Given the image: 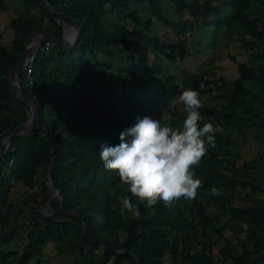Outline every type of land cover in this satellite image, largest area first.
Segmentation results:
<instances>
[{
    "label": "trees",
    "instance_id": "16d2710c",
    "mask_svg": "<svg viewBox=\"0 0 264 264\" xmlns=\"http://www.w3.org/2000/svg\"><path fill=\"white\" fill-rule=\"evenodd\" d=\"M17 1L20 11L8 15L0 31V134L25 116L6 79L23 42L33 31L60 33L40 0ZM47 2L80 31L70 48L51 41L42 45L31 63L28 91L41 123L35 121L27 136L11 137L0 157V264H41L46 243H65L63 253L72 255L71 264H133V256L137 264H215L212 248L218 240L223 241L218 264H264V49L257 50L264 46V0ZM0 8L5 9V0ZM165 8L175 19L165 15ZM153 22L170 35L149 32ZM5 29L10 31L7 43ZM201 30L211 31L216 41L233 35L238 43L251 44L247 54L260 63L254 68L237 62L233 79L217 73L215 64L172 69L193 57L188 40ZM108 83L101 96L91 90ZM185 88L210 100L201 103V126L210 122L222 128L195 169L203 186L180 208L162 202L139 205V217L124 218L119 197L127 193L98 155L102 145H117L120 132L135 123L136 117L117 108L129 106L142 117L159 109L169 116L162 125L180 127L185 113L173 101ZM248 129L256 133L254 139L260 135L263 145L237 164L242 157L231 152L232 135ZM53 137L52 177L59 195L49 205L72 214L42 217L38 208ZM18 184L30 193L15 195L12 188ZM213 186L221 195L209 194ZM82 222L84 244L93 246L86 252L79 245ZM11 242L14 247H8Z\"/></svg>",
    "mask_w": 264,
    "mask_h": 264
},
{
    "label": "clouds",
    "instance_id": "9594fccd",
    "mask_svg": "<svg viewBox=\"0 0 264 264\" xmlns=\"http://www.w3.org/2000/svg\"><path fill=\"white\" fill-rule=\"evenodd\" d=\"M176 102L185 113L180 127L162 125L149 116L136 117L132 126L120 132L117 145L100 148L104 169L115 172L127 193L119 197L124 218L126 214L139 217V205L151 208L162 202L170 207L181 198L191 201L203 186L195 169L208 147H215V133L222 128L210 122L201 126L202 104L197 91L185 88ZM209 194L221 195V190L213 186Z\"/></svg>",
    "mask_w": 264,
    "mask_h": 264
},
{
    "label": "rangeland",
    "instance_id": "374dc122",
    "mask_svg": "<svg viewBox=\"0 0 264 264\" xmlns=\"http://www.w3.org/2000/svg\"><path fill=\"white\" fill-rule=\"evenodd\" d=\"M21 2H18L17 0H5V9L1 10L0 8V31H2V28L6 24L7 16L8 15H14L18 13L21 9ZM167 8V7H166ZM165 14L170 19H175L174 12L170 9H166ZM137 9L142 11V13L148 12V10L144 7L137 6ZM154 21V19H153ZM47 26H50L49 23H45ZM149 32L156 33L160 36H167L170 35V30L165 29L164 27H160L155 22H153L151 28L149 29ZM10 38V31L8 29L4 30L3 34V41L8 42ZM215 35L212 34L209 30H201L198 31L196 34L191 36L188 40V44L192 46L193 49V57L183 62L182 65L178 62H175L174 65L171 67L174 70H180L181 67L185 69H191L195 66L201 65H210L215 64L220 67V70L217 71V73L224 75L228 79H233L237 76L236 71V63L240 61L248 62L249 65L252 67H256L260 62H258L254 58H249V55L247 54L250 50L248 48H253V46L250 44L248 47L244 44H240L235 40L234 36L231 35L230 37H220L215 40ZM259 44V43H258ZM259 49H264V46L262 44L259 45ZM249 50V51H248ZM230 57H233L234 59H230ZM249 82H244L245 87H249ZM110 84H101V85H93L91 87V90L94 92L95 95L101 96L107 89L110 88ZM84 94L92 96V94L89 91H83ZM201 103H207L210 102L208 99V96H202ZM173 104L176 106L177 110L179 112L182 111V107L180 104L176 102V99L173 101ZM118 112L121 114L128 115L129 117H141L139 115L138 110H133L129 106H121L117 108ZM152 119H159L160 122H163L166 120L169 116L163 112L162 110L155 109L151 114L148 115ZM256 134V133H255ZM252 129H248L244 132L243 135H239L236 132H233L232 141L233 144L231 145L230 149L232 154L239 152L241 154L240 159L236 161L237 164L241 163L243 159H249V154L254 152V150H260L262 147L263 139L260 140V135L256 136V139L253 138V135H255ZM234 158V157H233ZM30 189H28L25 186H22L20 184L16 185L12 188V192L15 195H27L30 193ZM182 203H188V201L181 198L179 201L174 203V206L176 208H180L179 206L182 205ZM22 206H24L22 204ZM181 212L186 217L189 216L187 210H184L181 208ZM208 210L211 212H214V209L212 207H209ZM224 216H222L220 224H223L222 220ZM225 235L228 236V232L226 230ZM16 244V243H15ZM223 244L222 240H218L217 243L212 248V253L214 258L216 259L215 264H218V257L219 253L217 249L221 247ZM65 243L64 244H57L53 245L51 243H46L42 249V262L41 264H71L72 261V255L64 254L63 251L65 249ZM8 247H14V242L9 243Z\"/></svg>",
    "mask_w": 264,
    "mask_h": 264
},
{
    "label": "water",
    "instance_id": "95a60500",
    "mask_svg": "<svg viewBox=\"0 0 264 264\" xmlns=\"http://www.w3.org/2000/svg\"><path fill=\"white\" fill-rule=\"evenodd\" d=\"M40 2L44 9L47 11L49 17L59 27L60 33L59 35H56L54 32L50 31H33L23 42L22 49L13 67L6 74L9 89L16 96V98H19L24 104L25 116L21 123L0 134V157L10 146L11 137L27 136L31 131L35 121H39L41 123V119L37 113L36 106L29 95L28 86L26 83V67L33 62L35 54L45 42H56L58 44H61L65 48H70L76 43L78 39L80 29L73 20L67 18L63 13L56 10L55 8H52L48 4L47 0H40ZM54 142L55 137H53L52 143L48 149L47 154L49 156V162L47 163L43 174V183L46 185V191L43 202L38 208V211L42 217L54 216L59 214H72L60 209H53L49 205V201L54 197H58L59 195V191L55 187V182L52 177L53 157L50 153L52 151ZM84 233L85 225L82 222L79 245L82 248L83 252H86L87 250L92 249L93 246L84 244ZM121 252L122 251H117V253ZM133 259V264H137V259L135 256H133Z\"/></svg>",
    "mask_w": 264,
    "mask_h": 264
},
{
    "label": "built area",
    "instance_id": "2783aa9c",
    "mask_svg": "<svg viewBox=\"0 0 264 264\" xmlns=\"http://www.w3.org/2000/svg\"><path fill=\"white\" fill-rule=\"evenodd\" d=\"M48 43L49 41L45 42L43 45L44 47L46 48L48 46ZM31 73V64H29L27 67H26V75H27V80H26V83H27V86H30L32 84V79L31 77L29 76Z\"/></svg>",
    "mask_w": 264,
    "mask_h": 264
}]
</instances>
